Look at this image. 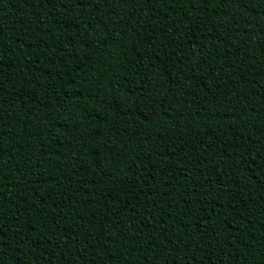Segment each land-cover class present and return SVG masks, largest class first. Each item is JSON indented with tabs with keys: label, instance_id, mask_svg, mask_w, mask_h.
Listing matches in <instances>:
<instances>
[{
	"label": "trees",
	"instance_id": "obj_1",
	"mask_svg": "<svg viewBox=\"0 0 264 264\" xmlns=\"http://www.w3.org/2000/svg\"><path fill=\"white\" fill-rule=\"evenodd\" d=\"M0 264H264V0H0Z\"/></svg>",
	"mask_w": 264,
	"mask_h": 264
}]
</instances>
